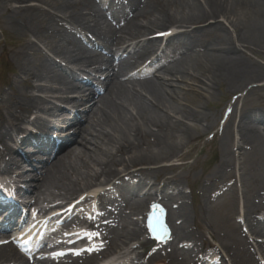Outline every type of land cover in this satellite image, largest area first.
<instances>
[{"label":"rangeland","instance_id":"obj_1","mask_svg":"<svg viewBox=\"0 0 264 264\" xmlns=\"http://www.w3.org/2000/svg\"><path fill=\"white\" fill-rule=\"evenodd\" d=\"M9 1L10 0H0V37L1 34H7L10 37L12 44H14V46L7 49L8 55L6 56L7 68L10 71L7 78L10 83L13 84L18 73L17 63H24L31 69H35L36 66L39 67L41 60L38 58L37 50L47 47L48 43L52 42L54 35L52 34V36L51 34L46 33L43 37L35 38L36 40L31 39V36L29 40L34 43L35 50L29 51L26 55L29 59H26L23 62V58L18 53L19 51L17 49L21 41L20 36L18 35L19 32L17 33L16 30L15 32L12 25L20 22H34L38 26L36 29L37 32H39V27L44 24L47 25L49 14L51 16L56 14L58 18L63 16L57 14L55 9H57L59 13V8L63 6V1L65 0H29V2L32 3H29L28 5L35 6L29 8L30 13L26 10L19 11L18 8L22 7L21 5L24 3L16 5ZM25 1L26 0H23V2ZM36 1L39 3H36ZM200 4L202 5V3ZM24 6L25 4L23 5V8H26ZM36 6L41 7V13L37 11L39 8ZM36 8L37 10H35ZM180 8L182 7L174 4V6L170 7V12L176 15L177 18L186 14H191L189 8L183 7V10ZM251 10V8L247 9L245 6H234L229 14L231 17L230 20L219 18L217 22L211 20L205 22L210 24L211 27H207V24L205 23H196L191 27L186 26L185 28H175V33L185 31V29L188 30L189 28L198 25H201L202 30L194 36L182 40L181 42L183 43H181V45L177 44L180 51L175 57L163 59L158 62L157 66L164 64L170 70L172 67L177 66L176 68H180L186 73L179 71L180 73H183L181 74L182 82L178 81L179 88L175 89L176 95L174 100L168 90L166 93H162L163 95L160 100L163 102L164 108L158 116L157 114L151 116L156 118L161 117L166 121L172 120L173 122H179L180 127H174L168 130L165 135V143L163 147L151 149L149 139H143L140 147L135 152L136 156H151V159H157L159 162L162 161L160 164H169L168 162L190 163L185 166H179L176 169L168 168L166 171L154 173L156 174L155 178L162 177L173 180L171 183L177 184L180 191L190 190L192 192V195L185 196V199L183 200L182 196L171 191L164 196L163 200L170 206H173L171 201L174 199V204L183 202L181 208L187 215L186 233L189 236L187 241L193 245L195 253L201 249L200 247L202 244H208L206 236L210 235L213 238L215 245L225 253L226 260L230 264L235 263L231 260L229 254L225 252V246L231 244L232 240L238 239V234H234L237 225H235L232 216L236 188H229L221 197H218L215 193L217 188L222 185L225 186L226 181L231 180L230 178L233 174L232 167L222 171L220 169L218 180L214 181V184L207 186V181L209 176L217 170V166L222 159V152L226 153L229 163L235 161L234 163L237 162V165H239L240 168H247L248 172L243 175L244 185L249 184L251 181L254 182L255 180H258V178L264 181V163L258 160H250V155L247 150H237V147L241 143L240 139L248 140V130L249 128L254 127L253 124L249 125L247 121L241 125V122L243 121L242 119L252 113L261 117L263 114H258V112H264V47L255 42H251L249 45H244L238 41V37L243 33V30L249 28L255 20L256 13ZM71 11L72 10H68L67 13H71ZM64 15L66 16L67 14L65 13ZM72 15L74 17L81 15V9H76ZM215 23H220L222 29L219 31L215 30L213 27ZM204 24L205 26H202ZM224 42H230L232 46L237 47V52L231 54L228 57L229 59L231 57L234 58L235 54L236 56L242 57L239 58V60H242L246 67L244 76L245 80L242 82H232L223 76L221 80L212 83L208 81V75L206 77H201L200 74L195 73V70L192 68L190 69V67L194 68L197 64H201L204 69L208 68L215 58L221 56V52L217 48ZM24 48L25 47H22V51ZM227 61L228 63L231 62L228 59ZM237 70L239 71V75H241L240 71H244L241 66ZM142 80H132L131 82L134 84H143V82H139ZM148 80L151 82L154 81L152 78ZM235 95H240L238 100H232V97ZM233 104V108L236 109V112H233L227 122L228 125L230 123L231 126V138L229 137L226 142L227 146L225 147L222 143L223 131L221 132L218 128L220 126V120L224 109ZM143 108H145V106H143ZM150 113H152V111H150ZM129 114L130 116H135L136 113L130 110ZM183 114H191L192 118L189 120L185 119ZM245 120L249 119L247 118ZM124 123L126 124V121H124ZM110 124L114 126L112 131L115 130V127L123 130L121 129L123 128L122 123L118 126H115L113 123ZM138 124L139 122L137 120L136 122L128 123L126 126L130 129H136ZM204 124L208 125L210 128H203ZM246 124L249 126L247 127ZM141 128L144 131L147 130V127L144 125H141ZM107 130L110 131L109 126H106V131ZM113 132L115 133V131ZM128 132L129 131H127V133ZM184 132L189 135H186L187 137L184 136ZM215 132H219V135L216 137V140L212 141V135H214ZM127 135L131 138L133 133L129 132ZM254 142L257 145L256 149L264 151L263 140L255 138ZM168 143L176 145V148L172 145L175 148L173 150L174 152L165 149V146ZM91 146L92 147L87 150L89 154L92 153V151L89 150L93 149V144H91ZM253 153L256 154L255 152ZM122 156L123 157H120V160L127 162V159L131 154ZM256 156L258 159L260 158L259 154H256ZM87 157H89V155H87ZM90 157L95 158L93 155ZM217 157L218 161L216 166L213 168L212 165L208 167L215 158L217 159ZM79 160L80 159L76 157L73 159L75 163ZM79 168L76 170V173L84 175L83 177H85L84 179H79V182L81 184H86L87 181H90V178L87 179L88 176L90 177V175L87 174V170L90 168ZM119 169H122V167L118 168V170ZM90 185L91 184L86 188ZM239 191L243 192L245 195L246 189L242 188L241 190L240 188ZM179 223L180 222L176 221L174 223L176 224V232L178 228H180ZM261 254L264 255V252L261 251ZM122 257H126V255L124 254ZM170 263L176 264V262L172 260H170Z\"/></svg>","mask_w":264,"mask_h":264},{"label":"bare ground","instance_id":"obj_2","mask_svg":"<svg viewBox=\"0 0 264 264\" xmlns=\"http://www.w3.org/2000/svg\"><path fill=\"white\" fill-rule=\"evenodd\" d=\"M15 3H19L20 1L23 2V0H10ZM69 2V0H68ZM84 3L87 5L88 3L91 4V0H85ZM202 3V5L200 4ZM181 6L182 8H189L191 14L183 15L180 18H177L176 15L170 12V7L174 6ZM234 6H245L247 9H252V12L256 13L255 20L253 21L252 25H250L249 28L244 29L243 33L239 35V42L244 45H249L251 42H255L256 44H261L264 47V0H146V4L143 10H140L137 15L134 17V21L131 22L130 27L133 28L132 33L130 36L134 39H137L141 36H147L150 34L151 31L154 29H162V28H172L176 26H192L196 23H205L208 21H214L216 22L219 18L230 20L231 17L229 16L230 12L233 10ZM184 7V8H183ZM85 10L96 13L95 9H89V7L85 6ZM24 10L20 9L19 11ZM65 8L61 7L60 11H64ZM29 12V9L26 10ZM40 11V10H37ZM41 12V11H40ZM148 18V21L150 25L141 26L138 21L140 18ZM150 17H153V19L149 20ZM179 19V20H178ZM56 21H52V24H49V29L51 28V25H54ZM84 19L79 21V27L82 31L88 32L89 34L95 33V29L91 26H88ZM38 26L31 22V24L23 23L18 24L14 23L13 28L23 35V37H34L38 38L39 32H37ZM215 27L217 29H221L222 26L220 24H216ZM55 31H58L56 28ZM97 31V30H96ZM41 34V33H40ZM129 34V33H128ZM71 42V41H70ZM28 44H31V41L25 40L24 47H26ZM223 44V45H222ZM217 48L221 52V56L218 58H215L212 61V64L204 69L201 64H197L193 70H195V73H198L201 75V77L209 76V82L214 83V81L221 80L223 76H225L227 79L231 80L232 82H242L244 81L245 76V65L242 60H239V58H242L240 56L231 57L228 58L231 54H234L237 52V47L232 46V44L229 43H222ZM222 46V47H221ZM249 49V47H248ZM26 56V55H24ZM228 60L231 62L228 63ZM226 61V62H225ZM243 67L244 71H239L237 69L240 68V66ZM105 66V64H104ZM46 69L49 71V66L45 67L43 73L46 72ZM26 67L23 65L21 66V72H26ZM179 71L184 72L180 68L171 71L168 74V77L171 79H175L177 82L174 84L172 83L173 80L167 81L163 80L162 83H160L161 86L159 88V84L157 86H146L144 89V94L146 96L143 101L146 103L145 108H143V103L141 101H138L134 98L129 97L127 94H125L122 91V88L114 89L111 91L110 94V103L104 104V98L99 99V105L98 102L97 105L89 107L91 110V118H89L90 125L93 124V121L96 122V126L99 128L95 131V133H89L86 132V138L83 140L85 143L83 144V148L78 149V153H70L67 155V160L61 164L51 175L50 183L51 187L54 188H64L68 190H81V187L78 185V177L79 179H84V175H79L76 173L77 168L79 169H88L87 171H92V179L98 180V177H101L102 181H106L109 183L111 180H115L116 178H119L121 174H125L128 172L129 166L134 165H148V164H155L157 162V159H151V156H145V157H139L136 156V154L133 152L134 149V143L129 141L128 133H133L136 135L137 140L142 138H152L154 139V142L159 146L162 147L165 143L163 132L165 129H168L169 127H174L172 122H167L163 120L162 118L153 117L151 115L157 114V116L160 114V112L163 110V102L160 100L163 93H166L165 87H172L168 88L169 92L172 95V98L174 100L176 95V90L179 88L178 81L179 79L182 80L183 73H180ZM186 73V72H184ZM165 81V82H164ZM184 81V80H183ZM26 83H29V80L25 81ZM24 84V82H23ZM28 89H33L31 87H26ZM157 88V89H156ZM67 88L66 90H68ZM175 90V91H174ZM73 92H76L75 90ZM25 97L27 94H22ZM140 96V95H139ZM91 97V98H90ZM142 98V96H141ZM27 100L24 101L25 104H19L18 109L25 114L26 111H29L31 109H37L39 100L35 97L26 98ZM95 97L93 94L89 95V98L86 100L81 101V106H88L91 104V101L94 100ZM65 101V100H62ZM129 109H132L136 114L135 116H130ZM7 112H10L9 109H6ZM152 111V113H150ZM129 114V115H128ZM185 119L192 118V115L187 114L184 115ZM23 115L19 116H13V119H11V122L8 123V119L5 116V114L0 111V143L4 144L5 151L10 155L12 152V149L8 148L7 142L13 140V136L17 134L21 130V126L25 122L26 119H22ZM138 120L139 124L136 126V129H130L126 125L130 122H136ZM126 121V124L124 123ZM110 123H113L115 126L120 125V123L123 124V130H120L115 127V133L112 131V126ZM7 124V127L5 126ZM33 125V124H31ZM36 127L35 129L38 130V128H41L43 125L41 123H35ZM141 125H145L147 127H151L155 130L157 128V132H152L148 128L147 131H144L141 128ZM106 126L110 127V131H106ZM118 129V130H117ZM127 131H129L127 133ZM189 135L184 132V136ZM90 138H88V137ZM187 137V136H186ZM82 140V141H83ZM24 146L28 145V142L26 139L23 141ZM91 144H93V149L89 150L92 151L91 154H89L86 149L91 148ZM85 145V146H84ZM168 143L165 146L166 150H169L170 152H173V150L176 148V145H173ZM22 146V144H20ZM89 146V147H88ZM133 148V149H132ZM131 149V150H130ZM88 150V149H87ZM124 150L131 151V156L128 157L127 162L118 160L114 158L113 153L116 151V153H122ZM152 154V153H151ZM89 155V157H87ZM93 155L95 158L90 157ZM134 155V156H133ZM73 156L80 159L77 163L73 161ZM13 160V159H12ZM11 163H14L11 162ZM8 166V165H7ZM6 166V168H7ZM93 167L98 168L97 171L93 170ZM118 170V168H121ZM26 176L22 175L21 179L23 181H26ZM73 178L76 180L73 181ZM79 189H76L78 188ZM85 187V185H84ZM143 234V230H141L140 227L133 230L131 233H128L126 235V239H137ZM124 238V235H123ZM235 258L241 259L240 262H244L242 259L244 258V250L241 248L236 249L234 251Z\"/></svg>","mask_w":264,"mask_h":264}]
</instances>
